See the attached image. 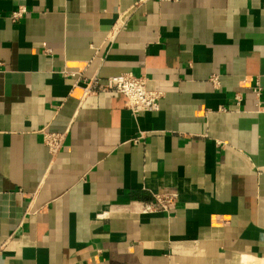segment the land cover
<instances>
[{
	"label": "crops",
	"instance_id": "obj_1",
	"mask_svg": "<svg viewBox=\"0 0 264 264\" xmlns=\"http://www.w3.org/2000/svg\"><path fill=\"white\" fill-rule=\"evenodd\" d=\"M139 1L0 0V264H264V0Z\"/></svg>",
	"mask_w": 264,
	"mask_h": 264
},
{
	"label": "built area",
	"instance_id": "obj_2",
	"mask_svg": "<svg viewBox=\"0 0 264 264\" xmlns=\"http://www.w3.org/2000/svg\"><path fill=\"white\" fill-rule=\"evenodd\" d=\"M18 1V0H14ZM143 0L139 1L142 2ZM28 13L26 5L22 3H17L15 9L12 10L10 14V19L12 21H18L25 17ZM120 24H117L111 30V33H108L106 40L113 41L115 40ZM92 48L97 51L99 47L92 46ZM65 75L78 76L79 74L74 71H63ZM210 80L213 82V85L218 86L220 80L218 75H211ZM86 89H94L97 91H115L123 93L126 96V106L131 109L134 114L141 112H153L160 108V101L163 97V93L158 90L150 89L147 85L148 78L144 75L138 76L132 72H124L116 75H110L104 79H101L98 76H93L87 79ZM254 91L257 95H260L262 92V87L260 84H256ZM235 102L237 105H240L242 102V97L240 93L235 94ZM260 108L261 102L258 103ZM44 142L48 147L49 151L53 154H56L60 151L65 143V136L67 131L58 132L51 131L48 129L42 130ZM144 137V133L140 134L133 139L135 143H139L140 140ZM179 193L177 191L173 192H163L158 193L155 196V201L153 202L155 209H165L168 210L170 207L176 205L178 202Z\"/></svg>",
	"mask_w": 264,
	"mask_h": 264
}]
</instances>
